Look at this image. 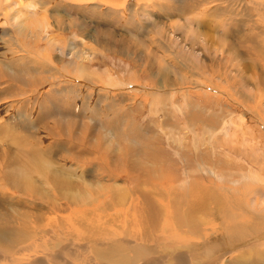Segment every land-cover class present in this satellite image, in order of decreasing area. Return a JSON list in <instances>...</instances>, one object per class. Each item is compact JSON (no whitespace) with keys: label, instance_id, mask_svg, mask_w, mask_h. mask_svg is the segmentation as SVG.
Listing matches in <instances>:
<instances>
[{"label":"bare ground","instance_id":"1","mask_svg":"<svg viewBox=\"0 0 264 264\" xmlns=\"http://www.w3.org/2000/svg\"><path fill=\"white\" fill-rule=\"evenodd\" d=\"M177 1L182 4V7L183 5L186 6L184 10L188 8V14L191 12L190 15L187 14V18L182 11L185 15V17L183 15L185 20L186 18L189 20L190 18H198L195 21L196 27L190 25L193 27V32L196 28L201 27L203 17H208L209 19L210 15L214 17V20L210 17V21L212 23L215 21V24L226 23L229 20L235 23L246 17L245 22H239L245 23L244 38H246L245 41L251 43L246 48L255 47L260 50V47L264 45V0ZM171 4L173 6V3ZM176 6L181 9V6ZM160 7V0H0V83L2 84L0 86V109L10 99L16 101L27 97L35 99L39 91L37 92L33 88L40 86V84L42 86L47 84L49 85L48 87H51L48 92L53 96L52 103L42 107L43 111L40 113L41 116L39 115V118H34V115L31 116L32 112L30 114L24 110V113L26 111L31 116L30 119L28 118L29 123H38L39 126L37 127L43 130L42 134L55 137L56 135L50 130L53 125L61 124L59 128L67 129L70 127V130H73V128L78 126L74 118H85L86 120V118L89 119L88 114L105 112L103 115H106L105 120H107V123L103 122L104 127L106 125L113 129L114 127L116 128L112 132L113 136L110 133L111 128L109 129L108 134L110 136L106 138L110 140L106 145L108 147L107 152H109V146L117 140L118 144L115 146L117 149L126 145L124 149H129L134 155L138 156L131 164L124 163L125 170H131L138 175L147 172L140 171L144 163L141 156L149 151V147H142V145L140 147L136 144L130 145L134 142L131 143L130 139L128 140L129 133H123V121L118 126L112 125V122L108 124L107 113L109 112L105 110H109L113 104L108 103L112 98L110 100L106 94L110 93L111 95L112 90L100 87L99 83L97 85L98 78L95 79L96 83L93 82L91 79L94 78H89V74L83 73V68L79 70L81 73L76 74V79H67V75L69 77L72 75L62 71L66 69L62 63L66 56H70L69 58L71 59L75 57L84 63L91 59L90 56L95 52V47L104 51H109L113 47L125 49L134 47L138 50L140 56H146L147 59L145 60L151 61H149L151 65L154 62L161 69L162 66L172 61L173 52L176 53L171 36L173 34L178 35V32L175 31L177 30L176 26L179 24H176L173 19L178 21L179 16L173 11L178 18L174 17L172 20L161 18L157 14V11H161ZM149 13L152 14L153 19L152 21L149 20L152 25L148 26L146 25L145 17L148 16L147 18H150ZM158 13L161 14L163 11ZM170 13L173 14L172 12ZM179 13L181 14V11ZM217 17H220V19ZM142 18H144V21L140 20ZM183 22L182 24L184 25L188 23ZM185 27L189 31L192 30V27ZM189 31L187 32L188 34ZM54 34H56L55 38L53 37ZM76 34L81 36L80 39H86L85 42L80 43L83 44L82 49L79 42L75 43V40H73V43L72 40L71 42L67 40V37ZM169 36L170 38H168ZM45 37L48 39V45L44 42ZM186 38L185 40L182 39L183 44H189L187 41L188 37ZM55 39H57V42ZM217 40L219 43H224L221 46L225 47L226 40L219 37ZM195 41L197 42V39ZM88 42L94 46H87ZM43 48H46L48 55H45L46 53L44 56L40 55L38 51ZM125 49V52L131 51ZM207 49L210 48L207 47ZM214 51L224 52L218 46ZM58 53L60 54L59 56H57ZM160 54H170V60L167 62L159 59ZM257 60L251 59L249 61L251 64ZM169 73L174 75L172 83L162 87L166 91L167 89L182 87L186 77L190 73L193 76L195 71L184 67L181 73L169 71L165 75ZM154 75L158 76V72L154 71ZM201 78L193 76V78L189 79V84L198 85L202 83L200 82ZM99 79L101 80V78ZM107 80V82H110L109 79ZM50 81L53 84H50ZM7 83L11 85L8 86ZM106 84L108 85V83ZM3 85L7 87H3ZM43 88H41V91H43ZM121 88L118 85L115 90L120 92ZM13 89H15V92H13ZM85 89L92 92L95 91L94 97H96V100L94 101L96 102H94L92 108L89 107L91 104L88 105V101L92 96L85 97L83 93ZM158 91H162V89ZM103 92L106 93V96L103 95ZM112 95H114V92ZM80 97H84L85 103L83 105H79V102H74L75 99L79 101ZM26 101L29 102V100ZM155 101L159 103L157 96ZM28 102L25 105H28ZM49 111L51 113H47ZM56 114H61V117L54 116ZM50 115L52 116L50 117ZM80 121L82 122V120ZM7 122H3V119L0 118V139L5 140V138L12 137L10 141L13 147L16 148V152L11 158H8L7 162H3L5 158L0 160V169L2 171L13 172L11 175H6L0 170V264H23L24 261V264H111L113 260L129 261L128 264H219L218 259L221 264H264V195L258 196L264 191V187L254 188L252 185L254 182H250L249 179L251 174L248 176L244 173L240 176V180L242 179L241 183L245 187L243 189L245 191L244 194L256 197L250 198L251 205L249 206L245 203L244 206L241 204L243 202L242 194H240L242 192L241 189V192L236 194L237 191L234 192L235 189L230 192L229 188L221 187V190L227 193L226 197L221 192L213 194L217 199H212L211 202L217 205V211H215V214H204L203 212L207 211L204 201L194 200L190 204L188 203V197H190L186 192L188 185L182 184L177 193L170 190L166 191V188L171 189L173 187H167L166 185L169 186L168 183L161 184L160 190L154 188L153 191L139 186L137 192L129 191V186L125 184L124 189L116 194H111V201H109L120 206L125 205V207L115 208V205H113V209L108 211L101 205L103 200H100L102 199V191L99 188V184H97V181H94V183L81 172V167L83 166L80 160H78L80 167L74 163L75 166L71 168L70 166L64 167L63 164L58 163L62 160L56 162L57 159L55 161L44 157L43 151L38 152L37 149L29 146L27 140L22 138L23 136H21L22 140L19 137L20 141H17L16 136L20 134L18 132L20 129L15 127L17 125L11 126L12 122ZM95 123L97 124V122ZM23 124L24 129L20 130L21 135L24 130L23 133L32 129L31 125L28 126L27 121ZM78 128L79 130L84 129L79 137H85L82 135L88 129L80 125ZM99 129L101 128L94 130L97 133L94 134V137H91L94 138L92 144L97 143L96 141L101 139L98 137L99 133L101 134ZM91 138H88V141ZM102 138L104 137L102 136ZM88 144L91 143L88 142ZM54 147L56 148V146ZM122 150H113L114 152H112L110 149V153H114L113 156H115L117 152L122 153ZM28 151H32L29 157L36 156V158L29 159L28 155L24 156L26 155L25 152ZM67 154L62 159L66 160L70 158L69 156H74L70 153ZM100 162L104 166L108 164L107 161ZM195 164H198V162H195ZM156 165L153 164L152 167L155 168ZM260 166V170H263L264 165ZM144 167L148 168V166ZM202 168L213 172L212 168H206L204 164L201 166V170ZM72 169H75L78 174L73 172ZM98 172L100 171L98 170ZM190 172H192V169ZM123 174L128 177L125 171ZM83 180H87L85 184L88 189H81L75 185L76 182ZM231 184L233 183L231 182ZM236 190L238 189L236 188ZM48 191L51 196L47 194ZM224 199L233 207L228 208L220 205V202ZM247 201H249L248 198ZM50 202L54 207L50 206ZM94 204H99L100 207L94 209L92 208ZM188 205L192 214L190 218L186 217L181 211L183 207ZM86 208L92 209L90 212H80L78 214L73 212L75 210H85ZM136 209L141 210L137 214L139 221L137 225L135 222L130 221ZM174 211V217L169 219ZM210 215H215V217L209 218ZM200 221H205L210 225L221 224L222 222L226 228L231 230H225L219 236H215L214 239L203 241L199 247L189 244L185 245L181 242H167L166 238H162L159 235V232L168 223L170 224L168 226L169 234L166 236L168 239L173 240L175 237L179 239L180 236H184L183 233L186 228L183 226L188 227L190 235L195 237L201 233L197 227ZM134 225L136 226L133 227ZM131 232L132 235H130ZM156 237L164 242L155 245L154 239ZM222 237L225 238V241ZM254 241L257 242L252 243ZM249 243H252L250 247L247 246ZM175 244L177 245L173 251L174 256H171L170 253ZM231 244L236 245L230 250V253L226 250H221L215 259L210 257V253L215 248L226 247ZM246 246L249 248H246ZM25 248L28 251V257L23 256ZM93 255L95 261L90 258ZM198 257H203L204 260L198 262Z\"/></svg>","mask_w":264,"mask_h":264},{"label":"rangeland","instance_id":"2","mask_svg":"<svg viewBox=\"0 0 264 264\" xmlns=\"http://www.w3.org/2000/svg\"><path fill=\"white\" fill-rule=\"evenodd\" d=\"M161 1L162 0H160L161 11H157L159 17L166 20H172L174 17L178 18L179 16L178 21L177 19H173L176 21V24H179L176 26L177 30L175 31L178 32V35L173 33H171L173 36L170 35L171 40L174 43L176 53L173 52L172 61L162 66L161 69H159L157 64L154 62H152L151 65V61L145 60L147 59L146 56H140L138 50H136L134 47L127 49L122 47H113L109 51H104L102 49L100 50V48L98 49L95 47V52L90 56L91 59L84 63H82V61L80 62V60L75 57V59H71L69 58L70 56L64 57V62L62 63L64 68L66 67V69H63L62 71L72 75L70 77L67 75V79H76V74L81 73L79 70H82L83 68L82 72L89 74V78H94L91 79L93 82L96 83L95 79L98 78L99 81L97 80V85L99 83L100 87H103L107 90H112V94L114 92V95L103 92V95H108L110 100L111 98L112 100L114 99L113 101H108V103L113 104V106H111L109 110L104 109L106 112H109L107 113L108 124L112 122V125L118 126V124L123 121V133H129L130 136L128 140L130 139L131 143L134 142L130 145L136 144L140 147L141 145L142 147H149V151L141 156V159L144 160V163L143 168L140 171L147 172L138 175L131 170H125L123 166L124 163L131 164L132 161L138 158V156L134 155L131 150L124 149L126 145H124L123 148L120 146L119 149H117V147H115L116 144H118L117 140L115 143H112L109 146V152H107L108 147L106 145L107 142H110V140L106 138L110 136L108 133L111 127H107L106 125L104 127V123H107V120H105L106 115H103L105 112L102 113L98 112L97 110L98 114L95 112H93V114H88L89 119L86 118V120L85 118H74V121L78 126H85L88 129L84 135H82L85 136L83 138H80L79 136H81V132L84 129L79 130L78 126L73 128V130H70V127L67 129H63L61 127L59 128V125L61 124H55V126L52 124L53 127H51L50 130L56 135L55 138L42 134L41 132H43V130L37 127L39 126L38 123H29L31 116L34 115V118H39L41 116L40 113L43 111L42 107L46 104L52 103L51 100L53 99V96L48 92L49 88L51 87H48L49 85L47 84H43V86L40 84V86H35V88H33L37 92L39 91L35 96V99H33V97H27L28 99L23 98L20 99V101L19 99L17 101L10 99V101L7 102V104L5 103L3 105L4 107L0 109V118L3 119V122H12L10 125H17L15 127L20 130L24 129L23 123L27 121L28 126L31 125L32 129L29 132L23 133L25 131L24 130L22 135L19 130L18 132L20 134H17L16 139L17 141H20L21 136H23L22 138L27 140L29 146L37 149L38 152L43 151L44 157H48L55 161L57 159L56 162L62 160L58 163L63 164L64 167L70 166L71 168L75 166L74 163L78 164V160H80V163L83 166L81 167V172L85 174L87 178L89 177L91 181H97V184H99V188L102 191V199L100 200H103L101 205H103V207L108 211L113 209V205H115V208H121V206L122 208L125 207V205L120 206L117 205V203L109 202L111 201V194H116L124 189L125 184L129 186V191L137 192L139 186L153 191L154 188L160 190L161 184L168 183L169 186L166 185L167 187H173L171 189L166 188V191L170 190L171 192L177 193L180 190L182 184L188 185L186 188V192L190 196L188 197V203L190 204L194 200L204 201L207 207V211L203 212L204 214H215V211H217V205L211 202L212 199H217L213 196V194L216 192H221V194L226 197L227 193L222 191L221 187L225 189L229 188L230 192L235 189L234 192L237 191L236 194H239L242 190L243 193L241 192L240 194H242L243 202L241 204L244 206L245 203L249 206L251 205L250 198L255 196L244 194L245 191L243 189L245 187L241 183L242 179L240 180L241 174L245 173L248 176L251 174L249 179L250 182H254L252 184L254 188L261 186L264 187V169L260 170V165H264V52H261L260 50L264 51V45L260 47V50L259 48L255 47L246 48V46L251 43L245 41L246 38H244L245 23H239L245 22L246 17L243 18L244 20L240 19L238 20L239 22L235 23L229 20L226 23L222 22L220 24H215V21L213 23L210 21L211 18L214 20V17L210 15L211 18L209 17V19L208 17H203L204 19L201 20V27L196 28V30L193 32L195 21L198 18H190V20L187 19V16L190 15L191 12L188 14V8H185L186 11L184 10V7H186L185 5L182 7V4H180L177 0H174V2L173 0ZM171 3H173V6ZM176 5L181 6V9L180 7L178 9ZM166 9H170L171 11L167 10V12ZM179 10L181 11V14L179 13ZM162 11L163 13H158ZM173 11L174 13H177L178 16L175 15ZM182 11L184 14H186V20ZM215 14L218 16L217 13ZM148 15L150 18H147L148 16H146L145 22L147 23L146 25L149 26L152 25L149 20L152 21L153 16L150 13ZM217 18L220 19V17ZM143 19L144 18L140 20L144 21ZM182 22H188L189 24L187 23V25H184ZM190 25L194 26L192 27ZM185 26L189 28L192 27V30L190 29L191 31H189ZM179 29L180 31H178ZM186 30L189 31V34L187 33L188 31L186 32ZM186 34L187 36H185ZM55 36L56 34L53 35L54 38ZM170 36L168 38H170ZM186 37H188L187 41L189 44H183L182 42V39H187ZM218 37L220 39L226 40L225 47L221 46L224 45V43H219L217 40ZM80 38L81 36L76 34L67 37V40L69 42L72 40L73 43V40H75V43L79 42L81 48L83 47V44L80 43L85 42L86 39L82 40ZM195 39H197V42ZM55 40L57 42V39ZM212 41H215L217 44L215 42L213 43ZM44 42L46 45H48L47 43L49 42L47 37L44 38ZM87 46L94 45L88 42ZM217 46L218 48L223 49L225 53L214 51ZM207 47L210 49H207ZM45 49L43 48L38 51L40 52V55L42 54L44 56L45 53V55H48V52H46ZM124 49L131 50L132 52H125ZM247 53L249 54L247 55ZM59 55L60 54L58 53L57 56ZM169 56L170 54H160L159 59L166 60L168 62L170 60ZM257 57H259L258 60ZM251 59H256L257 61L250 64L249 60ZM184 67L190 69L191 71L193 69L195 71L193 76L197 78L202 77L200 79V82L202 83L198 85L189 84V79L193 78L192 74L190 73L186 77L182 87L176 89H167V91L163 89L162 87L164 85H170L172 83L174 75L173 73L165 75V73L169 71L181 73ZM154 71L158 72V76L154 75ZM99 78H101L102 82ZM107 79H109L110 82H107ZM106 83H108V85ZM50 84H53V82L50 81ZM113 84L115 85L113 86ZM117 84L119 85V88L123 86L120 92L115 90L116 87H118ZM7 85L10 86L11 84L7 83ZM0 86H2L1 83ZM5 86L3 85V87ZM41 88H43V91H41ZM138 88L139 90H137ZM87 89L83 90V93L85 94V97L92 96L88 101V105L91 104L89 107L92 108L94 102H96L94 101L96 100V97H94L95 91L92 92ZM159 89H162V91H158ZM13 92H15V89H13ZM121 94L123 95L121 96ZM19 96L21 97V95ZM156 96L159 100V103H156L155 101ZM79 99V101L75 99L74 102H79V105H83L85 103L84 97H80ZM26 100H29V102ZM27 102L28 105H25ZM12 105L14 106L12 107ZM24 110L30 114L32 112L31 116L30 114H27L26 111L24 113ZM18 111L20 114H18ZM47 113H51V111ZM21 114L22 118L20 117ZM26 114L28 115L27 118ZM60 115L61 114H56L54 116L61 117ZM51 116L52 115H50V117ZM25 118L29 119L26 120ZM52 119L54 121L53 117ZM80 120H82V122ZM95 122H97V124ZM96 128H101L99 129L101 134L99 133L98 135V137L101 139L100 141H96L97 143L92 144L94 138L91 137H94V134L97 133L94 131ZM114 129L116 128L114 127ZM114 129L111 128V134L114 132ZM102 136L104 138H102ZM10 138L12 137H8V140L6 138L5 140L0 139V160L5 158L3 162H7L8 158H11L16 152V148H14L11 144ZM88 138H91V140L88 141ZM85 142L87 145H84ZM88 142L92 145L88 144ZM54 146H56V148ZM112 146L113 150L116 151L123 149L122 153L115 152L116 154L113 156L114 153L112 154V152L114 151L112 150ZM110 149L112 151L111 153ZM4 150H6L5 152L7 153H5ZM72 152L74 153L72 154ZM31 153L32 151L25 152L26 155L24 156L28 155L29 159L36 158V156L29 157ZM67 153H70L74 156H69L70 158H67L66 160L62 159L63 157L69 155ZM59 158L61 159L59 160ZM82 160H85L86 162ZM100 161H107L108 164L104 166ZM195 162H198V164H195ZM153 164H157L155 168L152 167ZM203 164L206 165V168H212L214 173L204 168L201 170V166H203ZM81 165L78 164L79 167ZM144 166H148V168H145ZM191 169L192 172H190ZM98 170L100 172H98ZM123 170L128 174V177L123 174ZM2 172L6 175H11L13 173H7L4 171ZM73 172L78 174L75 169ZM118 174H120L119 177ZM85 181L87 180L76 182L75 185L81 189H88ZM231 182L233 184H231ZM236 188L238 190H236ZM249 192L251 193V191ZM47 194L51 196L49 191ZM261 195H264V191L258 196ZM247 198L249 201H247ZM220 205L227 206L228 208L233 207V205L227 203L226 199L221 201ZM50 206L54 207L51 202ZM99 207V204H94L92 208L96 209ZM92 208H86L85 210H75L73 212L77 214L80 212H90ZM140 211V209H136L134 211V216L130 219V221L135 222L136 225L139 223L137 214L140 213ZM181 211L186 217L190 218L192 215L189 205L187 207H183ZM174 213L175 211L169 219L174 217ZM214 217L215 215L209 216V218ZM168 226H170V224L167 223L162 231L159 232L160 237L166 238L167 242H181L185 245L189 244L196 247H199L205 240L214 239L215 236H219V234L225 230H231L226 228L222 222L221 224L210 225L205 221H200L197 224L198 231L201 232L200 234L192 237L189 233L188 227L183 226L186 228V231L183 233L184 236H180L179 239L175 237L172 240L166 237L169 234ZM130 235H132V232ZM222 239L225 241L224 237H222ZM163 242L164 241H161L158 237L154 239L155 245L162 244ZM256 242L257 241H254L252 243ZM252 243H249L247 246L250 247ZM176 245L177 244H175L171 250V256H174L173 251L176 248ZM235 245L236 244H231L226 247L215 248L210 253V257L215 259L221 250H226L228 253H230V250H232ZM247 246L246 248H249ZM23 256L28 257V251L26 248L25 254ZM90 258L95 261L94 255ZM203 260V257H198V262ZM218 261L220 262L219 259ZM128 263L129 261L113 260L111 264Z\"/></svg>","mask_w":264,"mask_h":264},{"label":"crops","instance_id":"3","mask_svg":"<svg viewBox=\"0 0 264 264\" xmlns=\"http://www.w3.org/2000/svg\"><path fill=\"white\" fill-rule=\"evenodd\" d=\"M219 264H221V262L218 261Z\"/></svg>","mask_w":264,"mask_h":264}]
</instances>
